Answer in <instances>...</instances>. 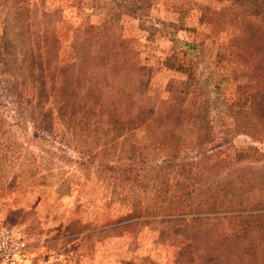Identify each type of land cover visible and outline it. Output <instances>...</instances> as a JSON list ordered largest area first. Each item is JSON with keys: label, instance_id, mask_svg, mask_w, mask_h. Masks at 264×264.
<instances>
[{"label": "rangeland", "instance_id": "374dc122", "mask_svg": "<svg viewBox=\"0 0 264 264\" xmlns=\"http://www.w3.org/2000/svg\"><path fill=\"white\" fill-rule=\"evenodd\" d=\"M0 221L26 264H264V0H0Z\"/></svg>", "mask_w": 264, "mask_h": 264}, {"label": "trees", "instance_id": "16d2710c", "mask_svg": "<svg viewBox=\"0 0 264 264\" xmlns=\"http://www.w3.org/2000/svg\"><path fill=\"white\" fill-rule=\"evenodd\" d=\"M244 218H245L244 215H241V214L228 215L225 217L204 216V217H195L192 219L177 217V218H172L170 220V222H179V223L186 224L185 228L189 232H191L193 230L194 231L198 230L199 233L197 234L196 237L199 238V243L200 242H207L208 243V246L202 245L201 247H199L201 250H205L204 251V254H205L206 251L211 250V248H212L211 244L213 243L215 236H221L222 239H225L229 236L232 237L234 234L232 235L231 233H234V231H238V230L242 231V230H246L249 227H251V226H248L245 228L235 229V224H236L237 220H243ZM212 228H213V230H212ZM213 231H215V232H213ZM219 231H220V235L217 234V232H219ZM234 237H235V235H234ZM261 240H263V242H264V236L263 235L261 236ZM197 241H198V239H197ZM236 245H238V244H236ZM235 249L241 250V252L243 254V261L239 262V264H251V261H250L251 259L249 260V258L252 255V252H251L252 249L250 247L245 246V248H244L241 246H237V247H235ZM228 253L232 255L234 253V251L229 250ZM224 254H226L228 256L227 253H224ZM178 258H179V256H178ZM251 258H255L254 255ZM191 259L193 260V258H191ZM210 263L211 264H217V262H215L213 260H210ZM170 264H177V263L171 262ZM207 264H209V263H207Z\"/></svg>", "mask_w": 264, "mask_h": 264}, {"label": "built area", "instance_id": "2783aa9c", "mask_svg": "<svg viewBox=\"0 0 264 264\" xmlns=\"http://www.w3.org/2000/svg\"><path fill=\"white\" fill-rule=\"evenodd\" d=\"M33 247L0 221V264H26Z\"/></svg>", "mask_w": 264, "mask_h": 264}]
</instances>
